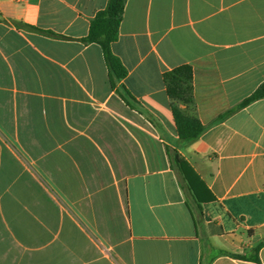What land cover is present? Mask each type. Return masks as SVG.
<instances>
[{
    "label": "crops",
    "instance_id": "crops-1",
    "mask_svg": "<svg viewBox=\"0 0 264 264\" xmlns=\"http://www.w3.org/2000/svg\"><path fill=\"white\" fill-rule=\"evenodd\" d=\"M107 2L0 0V124L29 115L34 179L54 192H9L0 143V264H264V97L217 120L264 81V0H126L115 86L79 40ZM183 64L193 100L179 106L205 126L188 143L163 81Z\"/></svg>",
    "mask_w": 264,
    "mask_h": 264
},
{
    "label": "trees",
    "instance_id": "trees-1",
    "mask_svg": "<svg viewBox=\"0 0 264 264\" xmlns=\"http://www.w3.org/2000/svg\"><path fill=\"white\" fill-rule=\"evenodd\" d=\"M126 0H108L106 6L96 11L90 20L89 30L86 36L79 40L84 43H96L100 46L103 58L108 70V80L111 86L126 76L127 70L120 58L111 50V43L118 38V27L122 20ZM23 27L37 32L56 37L67 38L62 34L50 30H44L32 25L21 24ZM163 81L166 85L167 93L172 99L171 111L176 126L178 138L183 143L197 139L204 131L205 126L195 115L187 113L179 106V103L189 104L193 100L192 92V69L188 64L179 65L163 73ZM120 95L130 106L139 108L136 100L124 88L119 90ZM264 97V81L261 82L249 95L244 97L236 106L228 109L217 117V120L242 108L252 101ZM167 153L172 167L177 171L184 185L188 189L195 204L199 218H201L200 202L193 191L192 183L187 176L186 162L181 154L174 148L168 147ZM260 244L253 249L256 251ZM252 258L257 259L254 255Z\"/></svg>",
    "mask_w": 264,
    "mask_h": 264
},
{
    "label": "rangeland",
    "instance_id": "rangeland-1",
    "mask_svg": "<svg viewBox=\"0 0 264 264\" xmlns=\"http://www.w3.org/2000/svg\"><path fill=\"white\" fill-rule=\"evenodd\" d=\"M12 91H8V99L12 100ZM9 109V108H8ZM23 117V130H20L19 124L8 119V121L0 124V143L7 148V188L10 191L21 194L24 199L28 196L34 198V194L42 196L45 202V195L54 198L53 188L44 185H36L34 177V134L28 133V127L31 126L28 114ZM8 118H11L8 116ZM11 180V182L9 181ZM13 180L17 181L16 186ZM15 185L16 187H14ZM53 200V199H52ZM46 205V203H45ZM56 210H62V204L55 200ZM34 209V200L31 202ZM31 210V209H30Z\"/></svg>",
    "mask_w": 264,
    "mask_h": 264
}]
</instances>
